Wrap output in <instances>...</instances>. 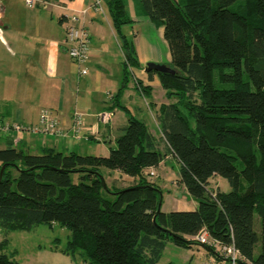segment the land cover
Listing matches in <instances>:
<instances>
[{
    "label": "trees",
    "instance_id": "1",
    "mask_svg": "<svg viewBox=\"0 0 264 264\" xmlns=\"http://www.w3.org/2000/svg\"><path fill=\"white\" fill-rule=\"evenodd\" d=\"M136 2L163 29L175 73L156 74L175 103L161 105L156 118L167 153L179 163L178 183L197 208L157 212L161 191L145 172L167 153L133 116L107 156L36 155L8 146L0 149V264H17L3 253L6 234L53 224L69 231L63 252L79 253L85 264H158L168 243L220 256L196 241L202 232L233 246L235 264H264V0ZM107 6L125 54L126 82L130 68L139 67L133 43L121 33L131 19L124 0ZM137 84L148 98L149 88ZM102 170L135 183L111 190ZM214 176L231 191H209Z\"/></svg>",
    "mask_w": 264,
    "mask_h": 264
},
{
    "label": "crops",
    "instance_id": "2",
    "mask_svg": "<svg viewBox=\"0 0 264 264\" xmlns=\"http://www.w3.org/2000/svg\"><path fill=\"white\" fill-rule=\"evenodd\" d=\"M33 1V5L28 6L24 0H0V122L36 126L40 111L49 109L58 120V129L63 135L44 136L27 131L9 135L1 133L0 141H5V145L1 146L0 142V149L11 146L36 155L54 150L63 154L107 156L116 147V140L122 135L129 116L136 119H139L136 116H151L155 127L153 131L149 130L158 140V150L167 153L156 116L161 105L175 101L166 98L156 73L149 76L145 72L147 63L170 65V54L166 53L162 58L152 42L155 32L160 38L163 29L154 26L133 0V10H126L131 23L122 26L121 33L133 43L139 67L130 68L131 81L124 82L125 54L112 26L108 0H98L99 5H96V0ZM72 17L76 19V26L90 34L88 60L81 66L72 62L67 53L65 26L72 23ZM83 70L85 74L81 73ZM139 82L141 88H149L148 98L142 93ZM101 112L111 113L107 123L96 122L95 117ZM74 113L83 116L84 122L82 130L77 133L73 129ZM169 158L177 163L178 173L165 174L162 183H155V186L160 191L161 184L180 188L184 195L183 204L170 212L194 211L198 203L178 183L177 160L167 153L160 165L167 168L166 160ZM154 170L145 172L147 179L156 176ZM102 174L107 184L108 181L116 184L115 188H126L135 183L118 172L102 170ZM56 227L59 226H47L49 231ZM38 229L6 234L8 244L3 253L13 255L17 264H76V256L82 259L79 253L74 256L65 254L67 241L64 247H60L58 238L52 237L46 244L37 241L33 251L22 256L15 248L12 249L11 234H26ZM3 237L2 231L0 242ZM185 250L187 264H230L197 246ZM195 256L198 257L196 261Z\"/></svg>",
    "mask_w": 264,
    "mask_h": 264
},
{
    "label": "rangeland",
    "instance_id": "3",
    "mask_svg": "<svg viewBox=\"0 0 264 264\" xmlns=\"http://www.w3.org/2000/svg\"><path fill=\"white\" fill-rule=\"evenodd\" d=\"M25 1V0H24ZM126 1V10L127 11H132L133 10V0H125ZM138 32V30H135V33ZM155 44V48L157 53L164 58V55L167 53L169 55V50L166 45V42L163 39V36L161 35L160 38H158L156 32L154 36V40L152 41ZM130 80V79H129ZM131 81V80H130ZM139 119L145 121L146 125L148 128L153 131L155 124L154 120L151 116H136ZM153 129V130H152ZM1 146L4 147L5 141H0ZM163 164H159L155 170L154 173L156 176L154 177H148V179L152 183H162L163 178L165 177V174H169L171 172H176L178 173V165L177 163H174V161L169 158L166 160V167ZM12 176H16V172L12 171ZM114 182H109L108 181V187L112 190L113 187H115ZM207 189L209 191H217L221 193H228L231 191V188L227 182L226 179L220 177V176H214L209 180V184L207 186ZM161 196L163 198V204H161V209L160 211L162 212H170L171 209H179V205L183 204V198L184 195L180 192V188L167 184H161ZM180 200V201H178ZM38 230L31 232V233H13L10 235L9 239H11V247L12 249H16L19 252V255L22 256L23 254H26L27 252L30 253L33 251V245L37 243V241H41L42 243H47L49 240L48 238L52 237L58 238L60 241V247H64L65 243L67 241V236L69 235V231L65 228H62L61 230L59 227H56L54 231H49L47 228V225H39ZM259 228H260V220L255 216V231L259 233ZM2 230L0 229V233ZM47 238V239H46ZM46 248V245H44ZM48 248V245H47ZM11 249V250H12ZM260 251V245L258 244L256 249H255V256L258 255ZM43 252V251H42ZM80 255V254H79ZM46 257H48L46 255ZM186 250L184 248H178L174 246L172 243H168L164 253L162 254V257L159 261L158 264H187L188 261H186ZM198 257L195 256V261L198 260ZM75 263L76 264H83L82 259L79 256L75 257Z\"/></svg>",
    "mask_w": 264,
    "mask_h": 264
},
{
    "label": "built area",
    "instance_id": "4",
    "mask_svg": "<svg viewBox=\"0 0 264 264\" xmlns=\"http://www.w3.org/2000/svg\"><path fill=\"white\" fill-rule=\"evenodd\" d=\"M28 6L33 5V0H25ZM96 5H99V1L96 0ZM72 23H69L65 26V36L66 42L68 44L67 53L72 62L76 65L81 66L85 64L88 60V55L90 51V34L89 32L79 26H76L74 22L76 19L72 17ZM82 74H85L86 71H81ZM111 118L110 112H101L96 115L95 119L98 123H107ZM38 125L36 126H23L19 124H3L0 122V135L16 134L18 132L27 131L31 133H38L41 135H58L62 136L63 134L58 129V120L54 114L49 109H42L39 114ZM73 129L75 133L82 130L83 126V116L78 113H74L72 116ZM196 241L201 244L212 248L217 251L218 254L230 264H235L238 259V252L234 249L233 246H222L217 241L210 239L206 232L200 233L196 236Z\"/></svg>",
    "mask_w": 264,
    "mask_h": 264
},
{
    "label": "water",
    "instance_id": "5",
    "mask_svg": "<svg viewBox=\"0 0 264 264\" xmlns=\"http://www.w3.org/2000/svg\"><path fill=\"white\" fill-rule=\"evenodd\" d=\"M145 72L149 73V72H155V73H161V74H174L175 71L172 70L170 67L162 65V64H155V63H147L145 66ZM5 169V166H2L1 170H0V179L2 176V173ZM161 202H162V196L160 194L159 197V202H158V207H157V212L160 211L161 208ZM216 256L215 253H212Z\"/></svg>",
    "mask_w": 264,
    "mask_h": 264
}]
</instances>
